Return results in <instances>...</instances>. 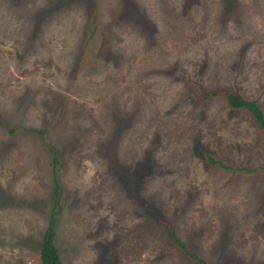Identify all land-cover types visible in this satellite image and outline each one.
Instances as JSON below:
<instances>
[{
  "label": "rangeland",
  "instance_id": "1",
  "mask_svg": "<svg viewBox=\"0 0 264 264\" xmlns=\"http://www.w3.org/2000/svg\"><path fill=\"white\" fill-rule=\"evenodd\" d=\"M207 90L264 116V0H0V264L52 214L62 264H264V130Z\"/></svg>",
  "mask_w": 264,
  "mask_h": 264
},
{
  "label": "trees",
  "instance_id": "2",
  "mask_svg": "<svg viewBox=\"0 0 264 264\" xmlns=\"http://www.w3.org/2000/svg\"><path fill=\"white\" fill-rule=\"evenodd\" d=\"M202 95L204 98H208L209 96H217L221 95L226 100L227 104L233 109H245L252 116L256 124L260 126L261 129L264 130V116L263 112L258 107L257 103L254 100H248L243 98L239 93L232 90H207L202 91ZM213 162V160H210ZM55 163H57V159L54 157L52 161L53 174H55ZM221 164V163H220ZM57 187V183L55 182ZM171 234L174 236V230L171 228ZM54 235H55V216L52 214L51 219L48 223L47 228L45 229L44 234L42 235L40 247H39V261L41 264H62L58 255V252L55 248L54 244ZM174 240L177 245L181 248L182 251L185 252L188 256L200 262V264H206L202 260H199L192 253H190L186 247L174 237Z\"/></svg>",
  "mask_w": 264,
  "mask_h": 264
}]
</instances>
